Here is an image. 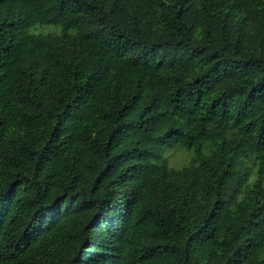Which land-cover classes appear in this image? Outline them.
<instances>
[{
  "label": "trees",
  "instance_id": "trees-1",
  "mask_svg": "<svg viewBox=\"0 0 264 264\" xmlns=\"http://www.w3.org/2000/svg\"><path fill=\"white\" fill-rule=\"evenodd\" d=\"M0 264H264V0H0Z\"/></svg>",
  "mask_w": 264,
  "mask_h": 264
},
{
  "label": "clouds",
  "instance_id": "clouds-1",
  "mask_svg": "<svg viewBox=\"0 0 264 264\" xmlns=\"http://www.w3.org/2000/svg\"><path fill=\"white\" fill-rule=\"evenodd\" d=\"M78 30L75 28H65L63 23H50L46 25L35 24L28 29V35L33 38H39L41 36L54 35L60 39H63L65 35L76 38L78 36Z\"/></svg>",
  "mask_w": 264,
  "mask_h": 264
},
{
  "label": "rangeland",
  "instance_id": "rangeland-1",
  "mask_svg": "<svg viewBox=\"0 0 264 264\" xmlns=\"http://www.w3.org/2000/svg\"><path fill=\"white\" fill-rule=\"evenodd\" d=\"M163 155L173 167L184 165L191 157L190 153L182 149L166 150Z\"/></svg>",
  "mask_w": 264,
  "mask_h": 264
}]
</instances>
